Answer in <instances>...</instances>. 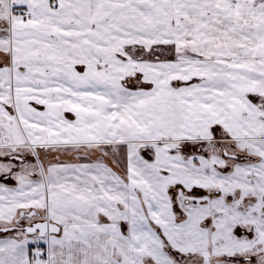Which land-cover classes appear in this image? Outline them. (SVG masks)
I'll use <instances>...</instances> for the list:
<instances>
[{"label":"snow or ice","instance_id":"1","mask_svg":"<svg viewBox=\"0 0 264 264\" xmlns=\"http://www.w3.org/2000/svg\"><path fill=\"white\" fill-rule=\"evenodd\" d=\"M0 264H264V0H0Z\"/></svg>","mask_w":264,"mask_h":264}]
</instances>
